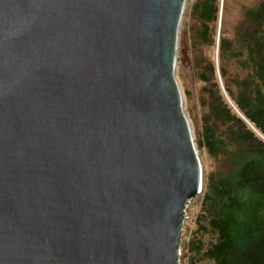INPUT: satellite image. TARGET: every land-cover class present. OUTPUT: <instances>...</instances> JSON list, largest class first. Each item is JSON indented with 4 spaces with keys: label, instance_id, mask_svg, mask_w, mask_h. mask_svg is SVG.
I'll return each mask as SVG.
<instances>
[{
    "label": "water",
    "instance_id": "water-1",
    "mask_svg": "<svg viewBox=\"0 0 264 264\" xmlns=\"http://www.w3.org/2000/svg\"><path fill=\"white\" fill-rule=\"evenodd\" d=\"M186 1L0 0V264H180Z\"/></svg>",
    "mask_w": 264,
    "mask_h": 264
},
{
    "label": "trees",
    "instance_id": "trees-1",
    "mask_svg": "<svg viewBox=\"0 0 264 264\" xmlns=\"http://www.w3.org/2000/svg\"><path fill=\"white\" fill-rule=\"evenodd\" d=\"M218 0H196L211 41ZM217 60L204 58L198 79L197 149L204 171L183 256L188 264H264V0L244 4L232 37L218 34Z\"/></svg>",
    "mask_w": 264,
    "mask_h": 264
},
{
    "label": "rangeland",
    "instance_id": "rangeland-1",
    "mask_svg": "<svg viewBox=\"0 0 264 264\" xmlns=\"http://www.w3.org/2000/svg\"><path fill=\"white\" fill-rule=\"evenodd\" d=\"M196 0H187L184 8L183 17L179 27L175 76L183 93V111L185 112L196 151L204 171L211 167V162L207 159L204 152L197 149L196 138L199 132V97L202 83L198 79L201 65L204 58L212 59L215 64L217 60L218 34L221 31L226 37H232L235 32L236 24L242 12L244 4H252L256 0H218L219 14L216 24H210L209 37L211 41L203 43L198 38L201 22L196 12H192V5ZM199 195L189 200L185 208V218L182 221L180 239V264H188L183 256L184 246L189 238L192 229L193 217L199 207Z\"/></svg>",
    "mask_w": 264,
    "mask_h": 264
},
{
    "label": "bare ground",
    "instance_id": "bare-ground-1",
    "mask_svg": "<svg viewBox=\"0 0 264 264\" xmlns=\"http://www.w3.org/2000/svg\"><path fill=\"white\" fill-rule=\"evenodd\" d=\"M175 69H176V67H175ZM176 74V73H175ZM175 78H176V76H175ZM177 80V79H176ZM178 83V82H177ZM178 86H179V84H178ZM179 90H180V94H181V99H182V108H183V93H182V90H181V88H180V86H179ZM189 122V121H188ZM191 125H189V127H190ZM190 131H192L191 130V128H190ZM191 135L193 136V134H192V132H191Z\"/></svg>",
    "mask_w": 264,
    "mask_h": 264
}]
</instances>
